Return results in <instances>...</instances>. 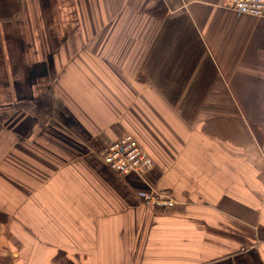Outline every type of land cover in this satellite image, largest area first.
<instances>
[{"label": "crops", "instance_id": "1", "mask_svg": "<svg viewBox=\"0 0 264 264\" xmlns=\"http://www.w3.org/2000/svg\"><path fill=\"white\" fill-rule=\"evenodd\" d=\"M234 1L0 0V264H264V18ZM128 133L143 178L102 162Z\"/></svg>", "mask_w": 264, "mask_h": 264}, {"label": "built area", "instance_id": "2", "mask_svg": "<svg viewBox=\"0 0 264 264\" xmlns=\"http://www.w3.org/2000/svg\"><path fill=\"white\" fill-rule=\"evenodd\" d=\"M234 10L257 18H264V0H235ZM102 162L111 170L121 175L136 174L144 177L154 167V161L132 134L115 141L105 150ZM143 200L150 205L173 207L176 199L172 193L149 190L142 193Z\"/></svg>", "mask_w": 264, "mask_h": 264}, {"label": "trees", "instance_id": "3", "mask_svg": "<svg viewBox=\"0 0 264 264\" xmlns=\"http://www.w3.org/2000/svg\"><path fill=\"white\" fill-rule=\"evenodd\" d=\"M173 102H176V101H173ZM200 102L201 101H187V100H186V102L184 101V105H185L184 106V109H185L184 110V113L187 114V112H190L191 107H193V110H196V105L197 104H200ZM163 191L169 192V193H172L173 194V192L171 190H163Z\"/></svg>", "mask_w": 264, "mask_h": 264}]
</instances>
